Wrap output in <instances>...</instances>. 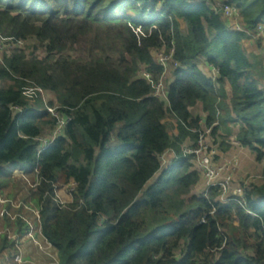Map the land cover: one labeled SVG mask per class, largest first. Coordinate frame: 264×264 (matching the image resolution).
<instances>
[{"label":"trees","instance_id":"1","mask_svg":"<svg viewBox=\"0 0 264 264\" xmlns=\"http://www.w3.org/2000/svg\"><path fill=\"white\" fill-rule=\"evenodd\" d=\"M222 2L247 28L264 23V0ZM0 33L45 51L0 59V259L19 252L8 231L24 238L38 209L57 264H264V174L224 203L217 188L192 193L201 174L181 157L212 127L215 144L227 150L234 134L264 160V64L245 50L248 34L195 0H0ZM158 52L172 54L165 97L154 95ZM202 59L219 69L217 86ZM198 102L204 125L191 112ZM55 106L70 121L42 150L38 138L58 127ZM171 150L180 157L162 170L159 155ZM71 183V202L58 203L56 187ZM150 210L176 218L144 236Z\"/></svg>","mask_w":264,"mask_h":264},{"label":"rangeland","instance_id":"2","mask_svg":"<svg viewBox=\"0 0 264 264\" xmlns=\"http://www.w3.org/2000/svg\"><path fill=\"white\" fill-rule=\"evenodd\" d=\"M256 45L258 49V53L260 52V55L263 60L264 64V50L261 45V41L251 38ZM260 43V47H259ZM16 48H22L25 50L26 53L30 54L34 52L36 55L42 57L44 56L45 51L43 48H39L38 43L34 39H28V40H22L20 43H14L6 41V39L2 36L0 33V59L2 58L3 54L5 52L12 53ZM166 54L164 52H158L156 54V59L162 58ZM171 61H168L166 67L164 68V73L162 75V78L160 80V89H164L166 87V84L170 79L173 77V69L174 67L171 66ZM200 64L203 66V68L208 69L207 65L205 66V59L200 60ZM152 78V76H151ZM263 88H264V80H263ZM43 98L47 102L49 100V97L54 98V96L51 93L43 92L42 93ZM53 113H57V106L54 107ZM170 122L176 125L175 119H170ZM204 125V124H202ZM236 129V128H234ZM176 130H173L172 132H175ZM51 134L48 133V135H42L40 138L45 139L47 136ZM205 140L209 143L213 144V148L215 150L216 159L213 160V163L215 164H222L229 160H235L236 164L234 165V172L233 177L231 179L230 189L231 193L233 192H239L242 190H245V186L248 183L251 182H260L262 179V175L264 174V160L259 162L255 159L254 154L248 149L240 146V144L233 140L232 145L233 149H227L225 150L219 144L214 143V138L212 136V133H208L205 136ZM115 142V141H114ZM194 143L192 140L188 139L185 142V145H189ZM235 145V146H234ZM211 147V146H210ZM168 154H166V162L161 163L162 164V170L166 168L170 163H172L173 159H171L174 154L171 151H167ZM214 155L209 154V158L213 159ZM163 161H165L163 159ZM7 168H10L15 176L22 177L23 173L21 171H17L14 168H12L10 165L6 166ZM159 175V173H158ZM157 177V176H156ZM149 185V184H148ZM147 185V186H148ZM24 186V184H22ZM146 186V187H147ZM25 188V187H24ZM206 189V179L204 175L201 174V179L199 181V184H197L193 190V194H198ZM71 188L68 184H62L56 189V200H58L61 204H67L70 203L72 200V196L70 195ZM14 192H17L16 190ZM9 193V192H7ZM6 193V197H7ZM22 193L19 192V197H21ZM18 197V198H19ZM7 200L5 197L0 196V203H4ZM20 201L16 202V207L20 206ZM29 209V208H28ZM32 214L26 217L31 220L32 229L30 232L24 237L19 238L18 236H11L12 233H9V237H18L17 242H19L18 247L19 252L21 254V257L23 261L27 262V264H57V253L55 252V249L52 247V245L44 238V236L41 233V230L36 227V223L34 220L39 219V211L38 209H30L29 210ZM4 211L0 208V217L3 216ZM174 213L168 211V212H156L154 210H150L146 215V227L143 231L144 236H148L150 234H153L156 232L159 228H166L168 227L173 220L176 218ZM2 223L0 221V232L3 231ZM4 232V231H3ZM12 232V231H11ZM8 253V252H7ZM10 255H14L13 253ZM9 261V260H8ZM4 260L1 258L0 264H3Z\"/></svg>","mask_w":264,"mask_h":264},{"label":"built area","instance_id":"3","mask_svg":"<svg viewBox=\"0 0 264 264\" xmlns=\"http://www.w3.org/2000/svg\"><path fill=\"white\" fill-rule=\"evenodd\" d=\"M195 1L211 2L215 12L217 14L218 13L221 14L224 17V19L229 23L230 27L234 28L237 31L248 34L251 38H255L257 40L260 39L259 41H261V45L264 50V23H259L256 25L254 29H250L242 24L240 12L236 5L227 2H222V0H195ZM171 58H172V54L165 55L162 58H159L158 61L161 65L166 67L168 61H171ZM207 67L210 69L211 79L213 80L215 86H217V81L219 80V75H220L219 69L212 64H208ZM142 74L146 79L151 80V74L148 71L144 70ZM160 84L161 83L159 82L158 84L155 85L154 95L159 97L160 96L165 97L166 96L165 88L162 89L161 91L159 87ZM54 109L55 108H51L50 111L53 113ZM53 115L57 116L59 119L58 127L51 133V135L47 136V138L45 139H42L40 137L38 138V140L41 143L42 150H45L54 142L56 137L62 133L63 128L70 121V119L67 120L60 117L58 112L56 114L53 113ZM205 122H206L205 118L200 121L201 124H205ZM197 132L200 133L198 140L192 144L183 145L182 148L183 154L181 155V157H190L197 172L204 175L206 179V189L204 195L207 197L212 189L217 188L219 190V200L221 202L229 203L230 201H232L237 197L243 198L245 194L244 192L245 190L244 191L241 190L240 193L239 192L231 193V189H230L231 179L233 177L234 165L236 164V161L229 160L222 164L213 163V160L216 159L217 157L215 154V150L212 149L213 144L210 142L208 143L205 140L206 134L212 133V127H208L203 131L198 130ZM171 152L174 154L173 159H178V157H180L177 155V153L174 150H171ZM166 154H168L167 151L159 155V159L161 160V163L166 162ZM209 154L214 155L213 159L209 158ZM163 159L165 161H163ZM68 185L72 190L70 192V195L72 196L73 191L75 189V184L71 183ZM57 188L58 187H56V189ZM56 201L60 203L58 200ZM241 202L243 203V199ZM62 205H66V204L63 203ZM248 212L251 213L249 210ZM203 222H205L204 219ZM11 238L15 239L16 241L18 240V237L17 238L11 237ZM18 245L19 242L16 243V246L18 249H20ZM2 259L4 260L3 264H27V262L23 261L20 252L15 253L13 256L10 255L9 253H6Z\"/></svg>","mask_w":264,"mask_h":264},{"label":"crops","instance_id":"4","mask_svg":"<svg viewBox=\"0 0 264 264\" xmlns=\"http://www.w3.org/2000/svg\"><path fill=\"white\" fill-rule=\"evenodd\" d=\"M244 48L248 53H258L257 45L251 39H248L244 42ZM206 70H207L208 75L211 76L210 69L208 68ZM191 112L193 115H202V116H204L203 118L206 117L204 112H203L202 104L200 102H198L194 107L191 108ZM233 140H236L234 134L227 136V138H226V141H227V147L226 148L227 149H233L234 148L232 145ZM171 159H173V157ZM173 161H174V159H173ZM170 164H172V163H170Z\"/></svg>","mask_w":264,"mask_h":264}]
</instances>
